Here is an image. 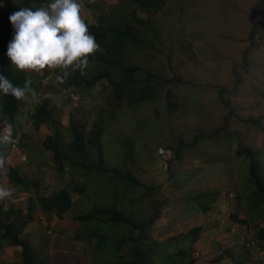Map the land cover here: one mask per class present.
I'll use <instances>...</instances> for the list:
<instances>
[{"label":"rangeland","instance_id":"obj_1","mask_svg":"<svg viewBox=\"0 0 264 264\" xmlns=\"http://www.w3.org/2000/svg\"><path fill=\"white\" fill-rule=\"evenodd\" d=\"M86 1L90 4V0ZM101 2L107 13L105 23L110 20L133 23L130 13L135 12V16L143 22L139 26L140 32L152 29L155 39L147 33L146 44L128 43L122 47L120 57L112 56V60L119 64L116 69L96 62L88 64L86 72L91 75L104 70L116 72L141 66L154 77L150 79L140 71H134L130 76L134 92L144 86L153 88L138 106H135L138 102L121 100L120 110L116 108L117 102L111 99V86L106 82L99 81L88 90L70 89L79 96L77 104L67 106L77 116L76 131L82 130L89 156L86 164L91 167L89 171L70 163L69 158L77 156L69 151L61 136L59 148L65 155L60 162L62 173L57 169L54 155L45 151L43 146L28 151L25 159L21 155L18 161L12 157L19 155L5 159V165L0 167V177L7 174L8 167H12L20 178L39 180V191L43 195L68 187L71 181L83 183L87 188L84 197H71L73 209L63 215V221L57 224L54 218L47 221L50 230L47 236L51 238L41 233L35 219L24 229L21 237L28 242L33 238L40 264H43L44 257L48 264H108L112 261L111 253L96 254L94 258L87 237L80 241L74 239L76 232L85 229L86 225L72 221L73 213H84L92 210L94 205L109 202L125 206L128 210L137 209L145 214L143 221L147 222L155 205L158 207L156 220L143 231L140 244L154 242L156 248L165 253L182 248L188 250L184 235L193 226L202 225L209 219L212 225L207 227V231L213 234L209 239L219 237L222 251L234 253V247L237 244L242 246L244 239L240 237L238 225L230 222L229 217L238 214L242 219L246 218L235 201L236 187L243 180L241 169L245 168H242L233 151L238 142L264 150V0H166V7L160 8L157 14L149 12V9L138 10L129 0ZM80 3V14L88 27L96 25L87 10L89 8H86L87 3L84 0ZM20 4L19 0L6 3L8 8ZM31 7L36 8L38 4H31ZM4 8L0 29L2 27L3 34L6 32L12 36L14 30L8 31L4 27L11 13L4 15ZM152 44L155 49L153 46L149 48ZM102 52L107 56L105 50ZM226 101L230 104L229 109L234 110L233 117H227L229 109L221 103ZM19 102L22 105L18 110L20 123L24 122V134L27 135L24 143L28 149L27 139L32 138L29 133L37 132L36 135L43 139L53 134L55 129L53 126H38L32 130L25 119V114L32 108V100L22 97ZM64 102L70 101L61 93L57 94L53 113L61 128L60 123L69 110L62 107ZM42 108L52 112L50 106ZM99 115L104 122L103 135L98 144L90 145L87 143L90 130ZM235 116L239 119L254 118L259 126L236 121ZM214 129H225L229 134L224 137L219 132L213 140L197 141L195 147L180 153L179 160L174 158L172 151L179 139L188 144L192 142L195 131L206 135ZM36 135L32 136L39 142ZM2 147L7 148L5 145ZM159 148L167 151L166 157L157 155ZM262 159L260 162H264ZM126 174L142 186L127 188V181L120 177ZM57 175L59 178H56ZM3 184L0 180V186L11 189L12 197L5 199V203L0 205L1 210L12 208L22 215L26 214L27 205L23 200L29 199L32 193L20 195L15 185ZM143 186L152 187L150 194L143 190ZM188 189L219 192L215 210L209 215L194 216L190 222L186 218ZM3 201L0 200V203ZM35 232L40 236L36 237ZM118 232L121 233L122 229ZM63 239L67 241L62 242ZM18 251L17 247L2 248L0 264H18L21 258ZM119 251L126 252V245ZM199 254L196 248L190 254L194 264H208ZM221 256L224 257V254ZM183 263L188 264V254Z\"/></svg>","mask_w":264,"mask_h":264},{"label":"trees","instance_id":"obj_2","mask_svg":"<svg viewBox=\"0 0 264 264\" xmlns=\"http://www.w3.org/2000/svg\"><path fill=\"white\" fill-rule=\"evenodd\" d=\"M11 0H2V5L5 4L4 7L0 6V18H2L3 8L4 15L5 13H12L14 11L19 10L21 7H31V4H38V7L46 5L48 0H19L20 5H15L13 8H8L6 3ZM102 0H92L90 4H87L86 7L89 8L91 15H93V19L96 25L89 26V32L94 35L95 40L98 46L101 49H105L107 51V56L96 52L89 56L88 63L102 62L106 64L105 66H111L116 69L119 65L118 62L112 60V56H119V53L126 44H139L142 46L147 43L146 34H151L153 40L155 39V33L149 28L147 31L140 32L139 26L143 24L141 19H138L135 16V12L130 13V20H134L133 23L130 21L117 23L112 20L108 22H104L106 19L107 13H105L103 9ZM5 2V3H4ZM129 2L137 7L138 10L149 9V12L158 13L160 8H165L167 5L166 0H129ZM35 9V8H33ZM3 25V24H2ZM137 25V26H135ZM150 25V24H149ZM4 27L8 30H12V26L9 21L4 22ZM12 36L7 35L5 32L3 34L2 27L0 29V72H2L14 85L23 86L26 81V76L23 71L17 70L14 66L10 64L8 58L4 55L7 43L11 40ZM109 40V41H108ZM108 41L107 45H104L103 42ZM153 46L155 49V45H150L149 48ZM120 57V56H119ZM87 66L80 70H65L62 72L59 69H54L57 79L59 83H63V86L80 90V89H91L96 83L99 81L106 82L109 86H111V99L117 102V110L121 109V100H127L130 103L138 102L135 106L139 105L142 97H146L149 95L151 86L141 87L139 90L134 92V84L130 79L131 74L134 71H140L142 75L148 76V78L152 79V76L146 69L141 66H131L127 70L121 71H100L96 74L89 75L86 72ZM68 72V74H67ZM30 78V76H28ZM58 77H60L58 79ZM31 87V84H30ZM5 100L7 105L4 108L5 116L8 118L10 124L15 125L18 121V117L16 115V103L14 101V97L11 95H1ZM70 102H64L62 107L69 108L68 112L63 117V122L60 123L62 128L59 126L57 121H53L52 113L46 112L43 110L41 106L38 107V111L34 115L35 121L33 122V126L37 128L41 123L51 124L50 127H54V136L53 138H46L42 146L45 151L51 152L54 155V162L57 164V169L60 173L63 172V167L61 165V161L65 159L64 152L61 148H59L60 144L56 137L59 136V133L62 130L70 129V131H65L62 135V138L67 141L65 145H67L69 151L81 158H69L70 163L73 166L80 167L87 171L90 170L91 167L87 166L86 161H89V156L87 154V148L85 147V143L83 142V134L81 131H76L77 127V116L75 113L70 111V106L67 104L75 105L79 102L78 94H73L72 98H67ZM14 103L15 105H13ZM223 106L229 109V102H221ZM233 109H229V116L233 117ZM236 121L243 122L245 124H252L254 126H259V123L256 119L246 117L244 119H239L238 117H234ZM76 121V123H75ZM227 123V121L225 122ZM90 130V139L87 141L88 144L93 145L97 144V140L102 136L104 122L99 115V118L95 120L92 124ZM56 128H59L56 129ZM219 132L223 133L224 137H227V132L225 129H214L213 131L207 133L195 131L193 134L194 138L192 142L185 143L184 140L179 139L177 141L176 148L173 149L172 154L176 160L181 158L180 153L184 151L186 148H193L197 144V141L200 140H213ZM60 134V135H61ZM29 142L28 149L25 148V144L23 147L19 148L21 156L27 155V152L33 151V148L37 145L31 141V139H27ZM99 143V142H98ZM99 148L98 145H96ZM37 147L35 148V150ZM9 148H1L0 154L4 157L8 156L10 153ZM188 151V150H186ZM233 155L239 159V162L242 165L241 169L242 173V183L239 182L236 187V202L237 206L243 210L244 217L246 219H242L238 214H233L229 217L230 222L238 225L237 229L240 231V237L244 239L242 247L240 251L244 254V258L247 263L253 264H261L260 254L262 256V260L264 259V162H260L261 159L264 160V150H260L256 146H248L246 143H236V148L233 151ZM25 157V156H24ZM219 157H221L219 155ZM98 160V169L100 168L101 157L97 158ZM233 162V159H229ZM8 178L10 183L14 184L16 189H18L20 195L30 192L32 188L37 190L38 183L30 177L20 178L16 172V170L12 167H8ZM106 171V170H105ZM117 172L116 170H113ZM121 179H125L128 182L125 184L126 187H141L142 184L134 180L133 177L120 175ZM56 178H59L57 175ZM143 190L150 194L152 187H142ZM188 213L186 218L191 222L194 216L198 215H209L213 210H215V203L218 200L219 192L215 191L211 193V191H195L192 189H188ZM186 191V192H187ZM87 188L84 184H79L75 181L70 182V186L65 187L59 191L53 192L52 197L48 199H40V200H30L27 199L28 202H32L40 207L45 216L52 215L51 217H56L58 219H62V215L72 207L69 200L71 195H77V197H82L86 195ZM16 195V194H14ZM115 199V198H113ZM224 208V207H223ZM222 208V209H223ZM157 209L155 205L153 206V210L149 215V221L144 222L143 218L145 214L139 212L137 209L128 210L125 206H118L115 203L104 202V204L94 205L92 211L86 212L84 214L76 213V215L72 216L73 221L79 223L81 226H85V229H79L76 233L77 239H82L83 237H87L86 240L88 244L91 245L92 254L94 258L96 254L104 255L106 253H111L112 261L108 264H184V258L188 254V264H194L195 260H193L190 254H193V250L195 248L196 243L200 239V235L202 230L204 229V223L208 222L205 220L202 225L193 226L190 228L186 235H184L183 239L187 243V248L178 249L173 253H165L162 249L158 250L157 244L152 242L148 244H140L142 242V233L145 231L149 225L156 220ZM1 210V209H0ZM37 208L27 209V213L22 215L12 208L8 211L1 210L0 211V250L5 247H17L20 250L19 256L20 262L18 264H39V256L37 246L33 243V238L30 242L28 240H24V237H21L24 229L27 227L29 223H31L34 219V213ZM242 227V229H241ZM102 228L101 231L98 229ZM89 229V231H88ZM117 229V230H114ZM119 229H122V232H118ZM36 237L40 236V233L35 232ZM126 245L127 251L122 252L119 251L122 246ZM256 254V261L254 254ZM219 255V254H218ZM230 257V256H229ZM222 260V256L219 255L214 259L215 262H219ZM235 264H243L238 263Z\"/></svg>","mask_w":264,"mask_h":264},{"label":"clouds","instance_id":"obj_3","mask_svg":"<svg viewBox=\"0 0 264 264\" xmlns=\"http://www.w3.org/2000/svg\"><path fill=\"white\" fill-rule=\"evenodd\" d=\"M91 1L92 0H90V2ZM84 2L89 4V2L86 0H84ZM0 6H3L2 0H0ZM80 10V0H48L44 6L36 7L35 9L30 7H21L19 10L12 12L8 16V21L14 31L12 33L11 40L7 43L4 55L8 58L12 66H14L17 70L23 71L24 75L26 76V81L22 87L20 85H14L11 80H9L2 72H0V137L8 136L10 139L17 141V144L13 147L11 144L0 142L1 148H3L2 145H5L10 150L15 151L19 150V148L23 147L25 144V136L27 135L24 134V122L23 124L20 123L21 114L18 112V110L22 105H20L21 102H19V98L25 97L29 101L32 100V108H29L28 112L25 114L26 122L32 130H36L35 126H33V122L35 121L34 115L36 114V111H38L39 106H50L52 109V120L56 121L54 119L55 115L53 113V108L54 103H56L57 94L61 93L66 98H72L73 94L75 93L71 92V90L75 91V89L70 90V88L63 86L62 82L59 83V81H56L57 75L54 69H59L62 72L68 69L83 71L87 64H89L88 60L91 54L95 53V51L103 54V49L98 46L94 35L89 32L88 25L82 18ZM87 10L89 11V9ZM91 16L93 18V15ZM103 44L107 45L105 43ZM31 71L33 72L30 73ZM28 76H30V78ZM59 78L60 77H58V79ZM1 95H11L15 98L14 101L17 104L16 115L18 117V121L15 125L13 124V121L12 124H10L8 118L6 119L4 117V108L7 103ZM12 104L15 105L14 103ZM39 126L49 127L51 124L48 123L47 125V123H45L42 125L40 124ZM66 130L70 131V129L62 130V134L60 132L59 136L56 137L58 142L60 141V136L62 138V135ZM33 134L36 135L37 132L29 133V136L32 138H28L31 139L33 143L37 142V146L41 147L43 141L46 139V136L43 139H40V137L36 135L37 140L40 139L38 142L33 138ZM53 136L54 132L53 134L49 135L50 138H53ZM99 140L100 137L97 140V144ZM62 141L63 143H67V141H65L63 138ZM157 155L160 157H166L167 151L159 148ZM6 158H8V156L4 157L2 154H0V167L5 165ZM22 158L25 159L24 156H22ZM8 174L9 173L7 171V174L5 173V175H1L0 177V180H2V183H4L3 185L10 183L9 178L7 177ZM125 176L132 177L130 174H126ZM122 180L127 181L125 179ZM38 181L39 180L35 181L38 183L37 190L34 188L30 190L32 196H30L29 199L40 200L42 198H51L53 192H46V195H43V193L39 191L40 186ZM72 196H75L76 199H80L85 195L82 197H77V195L73 194L71 197ZM11 197V189L0 186V200H4L0 203V205L5 203L6 198ZM71 197L69 202L72 207H70L65 213H68L69 211L72 212L73 200ZM23 201L27 205L26 210L30 208H37L33 214L35 222L37 225L39 224V227L37 228L40 229L41 233H43L46 237L51 238V236H47L49 234L48 231H50L47 226V221L49 222L52 218H54L56 219L57 224L58 222L64 220L63 215L65 213L62 215V219L57 220L56 217H51V214L45 216L42 209L32 202H28L27 198ZM35 215H37L36 218ZM73 215L76 214L73 213ZM62 231L66 232L65 234L68 233L67 230ZM74 239L80 241L77 239L76 234ZM65 241L67 240H62V242ZM18 253H20V250ZM222 253L223 252L220 251L219 255H222ZM262 256L263 254H260L261 262ZM38 263L40 264V260H38ZM43 264H48V261L45 259V257L43 259Z\"/></svg>","mask_w":264,"mask_h":264},{"label":"crops","instance_id":"obj_4","mask_svg":"<svg viewBox=\"0 0 264 264\" xmlns=\"http://www.w3.org/2000/svg\"><path fill=\"white\" fill-rule=\"evenodd\" d=\"M16 155H20V151L19 150H15V151H10L8 158H11L12 156H16ZM19 157V156H18ZM18 157L17 158H13V160L18 161ZM213 223H216L215 221H213ZM211 222L210 220L208 222L204 223V229L201 232L200 235V239L198 240V242L196 243L195 248L197 249V251L199 250L200 254L202 256V260L208 264H235V262L237 261L238 263H243V264H248L247 261L245 260V256L242 253V251H240V248L242 247L241 245L237 244L234 247V253L229 254V252H227L228 250L222 251L221 248V242L219 237H215L214 239H209V237L211 235H213L211 232L207 231V227L211 226ZM232 248H230L231 251ZM222 251L224 254V257H222V260H220L219 262H215L214 259L216 257H218V252ZM196 253V252H195ZM255 256V261L257 259V256L255 253H253ZM230 256V257H229ZM249 264H253V263H249Z\"/></svg>","mask_w":264,"mask_h":264},{"label":"built area","instance_id":"obj_5","mask_svg":"<svg viewBox=\"0 0 264 264\" xmlns=\"http://www.w3.org/2000/svg\"><path fill=\"white\" fill-rule=\"evenodd\" d=\"M0 142L1 143L11 144L12 147L17 144V141L16 140H12L8 136H2V137H0ZM261 264H264V259L262 260Z\"/></svg>","mask_w":264,"mask_h":264}]
</instances>
